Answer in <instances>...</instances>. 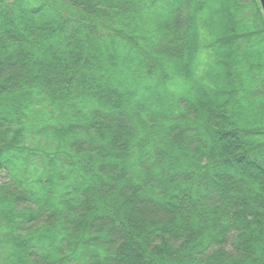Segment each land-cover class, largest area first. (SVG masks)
I'll return each mask as SVG.
<instances>
[{
    "label": "trees",
    "instance_id": "16d2710c",
    "mask_svg": "<svg viewBox=\"0 0 264 264\" xmlns=\"http://www.w3.org/2000/svg\"><path fill=\"white\" fill-rule=\"evenodd\" d=\"M257 5L0 0V264H264Z\"/></svg>",
    "mask_w": 264,
    "mask_h": 264
},
{
    "label": "rangeland",
    "instance_id": "374dc122",
    "mask_svg": "<svg viewBox=\"0 0 264 264\" xmlns=\"http://www.w3.org/2000/svg\"><path fill=\"white\" fill-rule=\"evenodd\" d=\"M256 4V3H255ZM259 8V6L257 5L256 7L253 6V11L256 10V8ZM260 9V13L262 14L261 12V8ZM247 14V12H245ZM244 13V14H245ZM245 14V15H246ZM246 18H247V15H246ZM250 21V19H248ZM258 27H262L263 26V23H261L260 21H258V23L256 24ZM253 41L255 44L258 45L257 49L260 50V53H261V61L263 62L262 64V69L264 71V32L261 31V28L259 29L258 33H256L255 37L253 38ZM0 182H2L3 180V175L0 176Z\"/></svg>",
    "mask_w": 264,
    "mask_h": 264
},
{
    "label": "water",
    "instance_id": "95a60500",
    "mask_svg": "<svg viewBox=\"0 0 264 264\" xmlns=\"http://www.w3.org/2000/svg\"><path fill=\"white\" fill-rule=\"evenodd\" d=\"M264 18V0H258Z\"/></svg>",
    "mask_w": 264,
    "mask_h": 264
}]
</instances>
